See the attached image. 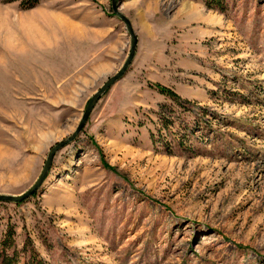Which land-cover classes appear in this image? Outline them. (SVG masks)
Here are the masks:
<instances>
[{
	"label": "rangeland",
	"instance_id": "1",
	"mask_svg": "<svg viewBox=\"0 0 264 264\" xmlns=\"http://www.w3.org/2000/svg\"><path fill=\"white\" fill-rule=\"evenodd\" d=\"M116 4L133 60L0 201V264H264V0ZM129 46L111 0H0V194Z\"/></svg>",
	"mask_w": 264,
	"mask_h": 264
},
{
	"label": "water",
	"instance_id": "2",
	"mask_svg": "<svg viewBox=\"0 0 264 264\" xmlns=\"http://www.w3.org/2000/svg\"><path fill=\"white\" fill-rule=\"evenodd\" d=\"M111 5H112V9L115 15L124 22L125 27L130 37L129 51H128V54L124 62L122 63L120 68L112 76L107 78L106 81L90 97L74 131L66 138L58 141L53 146H51V148L49 149L46 155L41 171L39 175L37 176V178L35 179V181L32 183V185L28 187L26 190H24L23 192H21L20 194H0V201H10V202L22 201L28 198L29 196H31L43 184L48 174V171H49V168H50V165L54 158L55 153L58 150H60L63 146H65L67 143L72 141L79 134V132L82 130L83 126L85 125L86 120L91 114V111L93 110L99 98L102 96V94H104L109 89V87L115 81H117L119 78H121L125 74V72L127 71V68L131 64L133 57L135 55V50H136V45H137V35L133 31L130 21L121 12H119V10H117L116 0H111Z\"/></svg>",
	"mask_w": 264,
	"mask_h": 264
},
{
	"label": "trees",
	"instance_id": "3",
	"mask_svg": "<svg viewBox=\"0 0 264 264\" xmlns=\"http://www.w3.org/2000/svg\"><path fill=\"white\" fill-rule=\"evenodd\" d=\"M160 88V91H162V92H165V93H167L168 95H171V96H173L174 98H176V94L175 93H173L171 90H169L168 88H165V87H159ZM178 98V97H177Z\"/></svg>",
	"mask_w": 264,
	"mask_h": 264
}]
</instances>
